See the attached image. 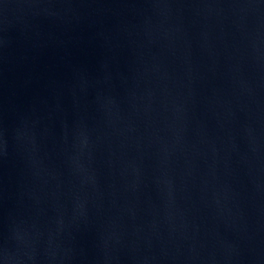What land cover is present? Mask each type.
Returning <instances> with one entry per match:
<instances>
[{
	"label": "water",
	"instance_id": "95a60500",
	"mask_svg": "<svg viewBox=\"0 0 264 264\" xmlns=\"http://www.w3.org/2000/svg\"><path fill=\"white\" fill-rule=\"evenodd\" d=\"M0 264H264V0H0Z\"/></svg>",
	"mask_w": 264,
	"mask_h": 264
}]
</instances>
